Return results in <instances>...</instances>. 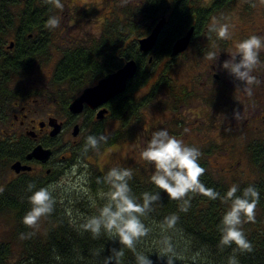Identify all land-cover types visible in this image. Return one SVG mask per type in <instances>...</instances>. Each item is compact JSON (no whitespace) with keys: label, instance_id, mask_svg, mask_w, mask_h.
<instances>
[{"label":"trees","instance_id":"obj_1","mask_svg":"<svg viewBox=\"0 0 264 264\" xmlns=\"http://www.w3.org/2000/svg\"><path fill=\"white\" fill-rule=\"evenodd\" d=\"M258 1L145 0L144 4L126 12L114 10L99 36L65 47L54 67L51 79L54 90L49 94L59 100L70 118L76 115L70 112L69 104L85 88L120 68L130 58L138 62V71L128 80L126 90L106 104L108 113L104 118H97L93 109L85 108L81 115L87 117V121L81 128V139L69 147L72 160L98 157L113 146H139L143 137L142 125L150 108L160 104L162 109L187 107L197 90L180 84L175 77L178 63L172 55L174 41L194 25L192 45L198 56H205L208 47L214 49L215 44H222L215 31L207 28L210 17L215 20L213 24L219 26L241 2H247L245 13L249 15ZM61 3L63 8L58 9L51 0H0V120L17 99L31 95L32 92L17 87L19 82L29 76L37 64L50 59L57 28L49 30L45 24L50 16L64 13L66 0ZM86 10L83 9L84 15L90 14ZM167 13L169 16L154 49L149 54L144 53L139 48L138 39L147 36L160 17ZM138 14L144 18L136 19ZM14 39V47L10 48ZM110 123H116V126L110 128ZM89 134L107 135L108 141L100 146L99 151H86L84 143ZM18 139L20 142L0 137V171L9 169L17 158L24 159L25 152L32 148L30 140ZM43 143L50 145L49 141ZM199 150V163L205 169L200 180L206 187L221 196L234 184L241 189L254 185L260 191L255 220L243 224L252 252L237 255L241 264H264V137L249 142L250 173L244 177L237 175L236 169L214 168L210 160V155L217 151L214 146ZM113 167L132 171L130 186L138 200L143 192L152 190L150 176L153 170L148 162L138 159ZM110 168L97 166L91 170L90 192L71 197L53 194L56 200L54 211L43 217L40 229L25 226L22 218L30 208L28 184L34 183L39 188L41 182L29 175L6 182L0 189V215L9 218L12 227L0 240V264H117L118 259L124 260V264H136L131 251L126 250L123 258L116 256L120 245L103 230L93 239L81 227L86 218L96 214L105 202L104 193L108 187L98 178L106 175ZM64 172L65 168L57 170L52 174L53 178L57 179ZM189 196L191 206L184 212L180 210L181 202L170 201L161 193V200L143 218L150 233L141 239L137 250L147 252L171 244L172 251L164 259H157L155 254L149 257L154 264H166L169 257L174 264H226L232 249L221 251L218 247L220 233L217 226L228 202L211 200L199 193H189ZM172 214L179 217L176 228L165 229L160 223ZM21 234L25 237L21 238Z\"/></svg>","mask_w":264,"mask_h":264},{"label":"rangeland","instance_id":"obj_2","mask_svg":"<svg viewBox=\"0 0 264 264\" xmlns=\"http://www.w3.org/2000/svg\"><path fill=\"white\" fill-rule=\"evenodd\" d=\"M144 2L145 0H66L64 13L59 14L61 24L56 29L50 50V59L41 65L37 64L32 73L19 82L20 85L17 87L32 93L26 98L17 99L16 102L19 105L15 106L14 104L8 114L2 117L0 120V137H3V132L6 130L11 132L17 130L18 121L14 120L15 113H18L19 118L28 114V117L33 116L46 121L51 116L65 120L70 119L59 100L50 95L54 90L51 84L54 67L62 50L67 46L84 42L91 36H99L107 17L112 15L114 10L126 12L131 7L144 4ZM246 4L247 2H241L237 8L229 12L231 15L222 23V25L227 24L229 26L230 32L228 38L230 42L225 39L221 40L223 45H225V41L227 42L226 50H221L223 51L221 54L223 61L228 58L231 52L235 51L237 42L250 35L258 34L259 30L261 31L259 24L263 21L262 12L257 7L264 8V5L255 4L253 12L247 15L245 13ZM83 9H87L89 12L86 11L90 14L84 15ZM79 11L81 12L79 13ZM135 18L141 20L144 17L138 14ZM10 40L13 39L10 38ZM176 56L178 58L175 71L177 81L187 85L188 88L197 90L195 91L196 94L193 95L192 102L180 110L162 109L161 104L156 108H150L142 125L143 137L140 138L139 146H113L102 151L98 157L91 156L87 159L72 160L70 152L66 150L70 141L75 143L81 139V128L87 121V117L81 115L82 113L71 118V124L57 136L58 154H55L54 158L58 159L60 153H64L67 156V162L65 163V172L53 184L54 195L71 197L90 192L88 181L92 169L97 166L113 167L141 159L140 152L147 140L150 139L151 133L161 128H166L170 135L198 149L214 146L217 151L210 155L214 168L224 171L236 169L238 170L236 173L240 177L250 173L247 146L252 139L264 137V119L260 118L256 121L260 116L264 118V65L261 64L260 68L257 67L253 73L261 83L254 87L251 97L239 89L235 93L233 90L228 92V95L225 94V98L228 97L225 102L228 104H221V102L219 104L217 99L221 97L210 95L211 88L219 87V82H215L212 73H218L222 77L221 85L229 88L234 83L227 73L219 71V66L217 69L211 70L210 58L198 56L193 45L184 53H179ZM262 68L263 70H261ZM231 99H239L240 102L231 104L232 101L229 102ZM260 99L263 102V108H258L257 102ZM21 105H26V108L23 110ZM234 111L239 112L237 118H233ZM244 120H246V125H243ZM76 123H79L81 127L79 134L74 136L72 133ZM236 123H239L240 127ZM13 126L14 128H12ZM115 126L116 123L109 125L110 128ZM185 129L188 131L186 132ZM11 179H13V173L10 168L1 170L0 189ZM11 224L9 218L0 215V240L6 237L12 227ZM42 225L43 217L35 227L40 229Z\"/></svg>","mask_w":264,"mask_h":264},{"label":"clouds","instance_id":"obj_3","mask_svg":"<svg viewBox=\"0 0 264 264\" xmlns=\"http://www.w3.org/2000/svg\"><path fill=\"white\" fill-rule=\"evenodd\" d=\"M51 3L58 9L63 8L61 0H51ZM60 24L61 18L53 15L47 19L45 27L53 30L59 28ZM209 30L215 31L218 39L226 40L230 36L227 24H213ZM262 52L264 35H250L236 43L235 51L219 65V71L227 73L235 89L251 97L254 87L261 83L253 73L262 63ZM238 116L239 112L234 111L233 118ZM107 141V135L89 134L85 138L84 147L86 151H99L100 146ZM200 155L197 147L187 145L183 140L170 135L166 128L154 131L140 152V158L148 162L153 170L150 176L152 190L143 192L138 200L130 186L132 171L123 167L110 168L106 175L98 178V181L102 180L108 187V191L104 193L105 202L96 214L87 217L81 224L83 232L90 233L95 239L103 230L120 245V250L116 253L118 258L125 257L127 250L134 254L136 264H154L149 257L155 254L157 259H164L172 251V246L169 244L166 248H152L147 252L137 250L141 239L150 233L143 218L161 200V193L170 201L181 202L180 210L184 212L191 206L189 193H199L211 200L222 199L228 202L229 206L217 226L220 233L218 247L221 251L225 248L232 249L226 264H241L237 254L252 252V244L243 231V224L255 220V209L261 193L254 185L241 189L234 184L221 196L219 192L206 187L200 180L205 172L199 163ZM27 191L30 193L27 197L30 208L23 216L22 223L34 228L42 217L54 211L55 188L53 185L37 188L34 183H29ZM178 219L176 214H172L165 217L160 224L165 229H175ZM24 237L21 234V238ZM117 264H124V260L118 259ZM166 264H174L173 259L169 257Z\"/></svg>","mask_w":264,"mask_h":264},{"label":"flooded vegetation","instance_id":"obj_4","mask_svg":"<svg viewBox=\"0 0 264 264\" xmlns=\"http://www.w3.org/2000/svg\"><path fill=\"white\" fill-rule=\"evenodd\" d=\"M207 1H210V0H207ZM255 4H263L264 5V0H259ZM257 9H259V11L262 12L261 16H262V20H263L259 24L261 31L259 30L258 34L259 35H264V8L257 7ZM162 16H165L166 17V21H167V18L169 16V14L167 13V14H164ZM161 17H160V19H161ZM213 21L215 22V20H213V18L210 17L209 22L207 24L208 30L212 27ZM186 32L187 31H185V33ZM185 33H183V34H185ZM192 40H193V38H192ZM192 40H191L188 48L192 45ZM226 40L228 42H230V40H228V39H226ZM12 42H13V46H9L10 48L14 47L15 39ZM213 48L214 49H210V48L208 50L206 49V54H205L206 57H209V58L211 57L210 58V62H209L210 66H211L210 67L211 70L212 69L213 70L217 69L218 66L223 62V57L221 56L223 51H221V50H224V49L226 50L227 42L225 41V45H223V44L222 45H220V44L216 45L215 44ZM182 53H184V51L181 52L180 54H182ZM175 57H176V60L178 62L177 56H175ZM260 60L262 62L261 64L264 65V52L261 53ZM260 65H258V68H260ZM261 70H263V68ZM212 76H213V79L215 80V82H219V87L211 88L210 89V91H211L210 95H212V96L219 95V97H221V98L217 99L219 104H220V102H221V104H228V103L225 102L226 101L225 99L228 98V97L225 98L226 95H228V92H232L233 90H234V93H235L236 90L238 91V89H235L234 85L230 86L229 88L221 85L222 82H220V81H221L222 77L218 73L214 72V73H212ZM208 92H209V90H208ZM230 101H232L231 104H237V103L240 102L239 99H231V100H229V102ZM257 103H258L257 104L258 108H263V102H262L261 99ZM248 104H249V102H248ZM17 105H19V103L15 102V106H17ZM21 108L24 110L26 108V105H21ZM94 114L97 117V111L96 110H94ZM260 118L264 119V118H262V116H260L259 118H257L256 121H258ZM14 120L18 121V124H16L17 130L12 131V132L9 131V130H6V131L3 132V136H6L7 138L11 139V141H13V142H17V140H18V142H20V140L18 139L19 137L26 138V139L30 140V142L33 144V146H32L31 149H29L28 151L25 152L24 159H21V158L15 159V160H21V162L23 164L30 165L31 169H22L21 171L16 172L10 167L11 172L13 173V179H16V178L19 179L21 177H25V176L29 175V176L34 177L38 182H41L40 185H42V187H45V186H48V185H53L54 183L57 182V180L63 174H61L57 179H54L52 174L55 173L57 170H61L62 171V169L66 168V164L65 163L67 162V159H66L67 156L64 153H60L58 159L54 158L55 154L56 155L58 154L57 153L58 152V147H57L58 146V144H57V136L58 135L55 136V137L51 135L52 126L46 120H39L38 118L33 117V116L32 117H28V114H24L23 118H19L18 113L14 114ZM58 120L62 121L63 130H65L72 122L71 118L68 119V120L58 118ZM245 122H246V120L243 121V123H244L243 125H246ZM236 124L240 127L239 123H236ZM247 124H249V123H247ZM12 128H14V126ZM44 141H49L50 145L49 146L45 145L43 143ZM38 143H42L44 146L50 147L53 150V155H52V157H51V159L49 161L44 162V161H42L40 159H35V158L28 159L27 158V154ZM73 143H74L73 141H70V143L66 147L67 148L66 150L70 152V155H71V151L69 150V147Z\"/></svg>","mask_w":264,"mask_h":264},{"label":"water","instance_id":"obj_5","mask_svg":"<svg viewBox=\"0 0 264 264\" xmlns=\"http://www.w3.org/2000/svg\"><path fill=\"white\" fill-rule=\"evenodd\" d=\"M166 23V17L162 16L157 21L151 32L144 37L138 39L139 48L146 54H149L155 47L160 32ZM195 26L192 25L187 32L177 38L172 46V55L176 56L185 51L194 35ZM13 46V42L10 44ZM152 58H150L151 60ZM138 71V62L135 58H130L125 61L123 66L117 70L102 77L96 84L85 88L79 96L69 104V110L74 115L83 113L85 108H90L97 111V118L102 119L108 113L106 104L118 94L124 92L127 88V82L133 78ZM48 123L52 126L51 135L57 136L63 130V123L57 117L51 116ZM80 132V124L76 123L73 129V135L77 136ZM53 150L50 147L44 146L42 143L36 144L33 149L27 154L28 159H40L47 162L51 159ZM11 168L19 172L22 169H31L28 164H23L21 160H16L11 164Z\"/></svg>","mask_w":264,"mask_h":264}]
</instances>
